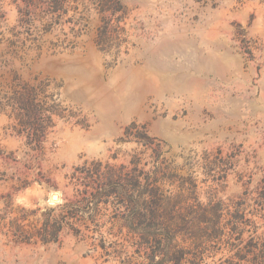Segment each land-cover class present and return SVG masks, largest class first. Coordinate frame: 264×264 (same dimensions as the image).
Segmentation results:
<instances>
[{
  "label": "rangeland",
  "instance_id": "374dc122",
  "mask_svg": "<svg viewBox=\"0 0 264 264\" xmlns=\"http://www.w3.org/2000/svg\"><path fill=\"white\" fill-rule=\"evenodd\" d=\"M133 163L264 235V0H0V264H135Z\"/></svg>",
  "mask_w": 264,
  "mask_h": 264
},
{
  "label": "trees",
  "instance_id": "16d2710c",
  "mask_svg": "<svg viewBox=\"0 0 264 264\" xmlns=\"http://www.w3.org/2000/svg\"><path fill=\"white\" fill-rule=\"evenodd\" d=\"M131 179L129 172H124L126 167L121 166L122 187L130 184L136 192L134 211L130 221L134 226L128 225L129 233L133 240L123 243V252L126 253V262L135 261V264H207L206 259L215 256L223 248L226 257H220L212 264H264L263 236L251 237L242 240L241 232L237 227L226 230L203 225L206 219L198 210V205L193 199L184 197L181 193L166 196L157 185V180L146 175L133 163ZM86 190L76 189L74 198L67 200V193L62 191L64 203L60 211L67 210L69 215L82 214L84 207L77 197H81ZM242 215L234 214L228 222H236ZM83 219H76L71 225L73 235L81 237ZM63 226L60 221L54 223L51 231L44 224L39 231L42 243L57 242ZM38 233V234H39ZM235 235V237H234ZM134 251L127 255V248Z\"/></svg>",
  "mask_w": 264,
  "mask_h": 264
},
{
  "label": "bare ground",
  "instance_id": "6f19581e",
  "mask_svg": "<svg viewBox=\"0 0 264 264\" xmlns=\"http://www.w3.org/2000/svg\"><path fill=\"white\" fill-rule=\"evenodd\" d=\"M52 203L58 201V193H52L51 195V200H50Z\"/></svg>",
  "mask_w": 264,
  "mask_h": 264
}]
</instances>
